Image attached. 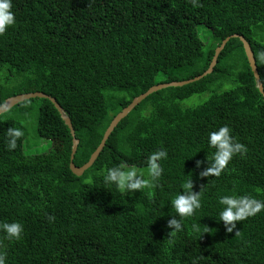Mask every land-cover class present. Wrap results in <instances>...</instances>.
<instances>
[{
	"label": "trees",
	"instance_id": "1",
	"mask_svg": "<svg viewBox=\"0 0 264 264\" xmlns=\"http://www.w3.org/2000/svg\"><path fill=\"white\" fill-rule=\"evenodd\" d=\"M12 11L16 22L0 35V106L28 93L55 99L78 141L76 168L134 98L199 77L227 37L247 41L264 91V0H12ZM199 25L210 32L206 52ZM203 93V104L180 106ZM225 125L247 150L219 177H202L214 152L208 135ZM9 127L24 133L11 150ZM31 132L32 144L50 143L46 152H26ZM72 142L47 99L0 115V223L23 227L18 241L0 231L6 264H264V209L232 233L219 221L221 196L264 203V100L239 39L228 41L211 74L140 102L80 177L69 167ZM159 150L167 158L150 188L125 194L102 184L107 168H147ZM191 178L201 207L170 238L167 222L178 219L171 201Z\"/></svg>",
	"mask_w": 264,
	"mask_h": 264
},
{
	"label": "clouds",
	"instance_id": "2",
	"mask_svg": "<svg viewBox=\"0 0 264 264\" xmlns=\"http://www.w3.org/2000/svg\"><path fill=\"white\" fill-rule=\"evenodd\" d=\"M15 15L12 11V0H0V35H3L7 29L15 24ZM19 128L9 127L7 130V147L9 150L17 147V140L23 136ZM208 145L214 149L211 156V166L206 171L200 173L202 177L216 176L219 177L225 170L229 161L234 155L246 152V147L234 140L230 134L227 125L220 127L218 130L210 132L208 135ZM167 158L165 150H159L148 157L146 174L138 172L135 167L128 168L121 164L118 167L107 168L102 175L103 185H114L123 192L135 193L145 188H150L153 183L157 182L163 172L158 163ZM200 162L196 163V167ZM145 175L147 178H145ZM194 183L192 178L186 180L182 185V191L175 195L171 201V206L175 210L173 218L167 222V227L173 229L169 236L174 237L183 229V220L194 214L196 209L201 207L202 193L193 191ZM221 205L219 212V221L224 224L225 231L232 233L237 228V223L251 216L256 215L264 209V203L253 199L249 196H221L218 200ZM0 231L4 233V238L13 241L21 238L23 227L18 222L0 223ZM0 264H6V253L0 251ZM195 264V261L193 262Z\"/></svg>",
	"mask_w": 264,
	"mask_h": 264
},
{
	"label": "water",
	"instance_id": "3",
	"mask_svg": "<svg viewBox=\"0 0 264 264\" xmlns=\"http://www.w3.org/2000/svg\"><path fill=\"white\" fill-rule=\"evenodd\" d=\"M230 39H239V41L242 43L243 46V50H244V54L245 57L247 59V62L249 64L250 70L253 74L254 80L256 82V88L258 89L259 93L262 95L263 100H264V91H263V86L262 83L259 80V75H258V71H257V67L255 64V60L251 51V48L249 46V44L247 43V41L244 39V37L239 36V35H233L230 37H227L226 39H224L220 46L217 47L215 49L214 52V56L213 59L208 67V69L199 77H196L192 80H187V81H182V82H176V83H171V84H163V85H158V86H153L151 87L147 92H145L144 94L136 97L133 99V101L127 106L125 107L120 113L117 114V116L113 119V121L111 122V124L109 125V127L107 128V130L104 133L103 139L100 143V145L98 146V148L96 149V151L91 155L89 161L83 165L80 168H76L73 164V159H74V155L76 153V149L78 146V141L74 138V132L71 126V122L69 120V118L65 115V113L63 112V110L61 109V107L57 104V102L55 101V99L43 94V93H28V94H21L18 96H14V97H10L8 98L5 103L0 106V115L7 112L8 110H10L11 108H13L14 106H16L17 104L23 103L25 101L31 100V99H47L49 100L54 108L57 110V112L60 114L61 119L63 120V122L65 123V125L69 128L71 135L73 137V142H72V150H71V155H70V170L71 172L77 176L80 177L81 175H83V173L89 169L93 163L96 161V159L98 158L99 154L102 152L106 141L108 140L110 134L113 132V130L116 128V126L118 125V123L124 119L126 116H128V114L136 107L139 105L140 102H142L144 99H146L148 96H150L153 93H156L160 90L169 88V87H182L184 85H188L190 83L196 82L202 78H204L205 76L209 75L212 73L213 68L215 67L216 63H217V59L219 54L221 53V51L224 49L225 45L228 43V41Z\"/></svg>",
	"mask_w": 264,
	"mask_h": 264
},
{
	"label": "rangeland",
	"instance_id": "4",
	"mask_svg": "<svg viewBox=\"0 0 264 264\" xmlns=\"http://www.w3.org/2000/svg\"><path fill=\"white\" fill-rule=\"evenodd\" d=\"M197 33H198L199 38L203 42V51L206 52V49L210 43V32L203 25H199L197 27ZM173 73H174V71H171V72L169 71L168 75L173 76ZM209 95H210V93L193 95V96L181 101L180 106L182 108H191V107L199 106V105L203 104L209 98ZM28 136H29L28 139H26L24 142L25 150L28 154H39V153L46 152L48 150V145L50 144L49 142L48 143L47 142H41V144L38 143V145L32 144V142H34L32 132ZM58 159H59V162L62 164L65 163V161H66V160H64V157H62L61 159L58 157ZM128 168H131V167H128ZM136 169L138 172H143L146 174L147 168H144V169L136 168ZM145 177L147 178L146 175H145ZM123 193L126 194L128 192H123Z\"/></svg>",
	"mask_w": 264,
	"mask_h": 264
}]
</instances>
